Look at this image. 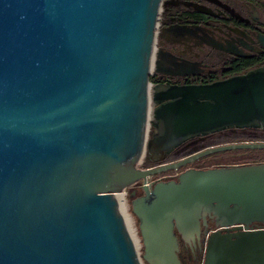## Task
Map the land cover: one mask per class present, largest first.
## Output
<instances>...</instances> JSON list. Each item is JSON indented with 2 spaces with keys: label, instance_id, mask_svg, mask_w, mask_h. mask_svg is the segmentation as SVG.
Returning a JSON list of instances; mask_svg holds the SVG:
<instances>
[{
  "label": "water",
  "instance_id": "obj_1",
  "mask_svg": "<svg viewBox=\"0 0 264 264\" xmlns=\"http://www.w3.org/2000/svg\"><path fill=\"white\" fill-rule=\"evenodd\" d=\"M163 2L0 0V264H182L180 237L197 247L203 234V264H264V230L249 228L264 224V162L147 185L263 141L139 167L147 150L264 127V66L208 85L152 84ZM128 189L142 256L117 200ZM209 219L216 229L203 233Z\"/></svg>",
  "mask_w": 264,
  "mask_h": 264
},
{
  "label": "flooded vegetation",
  "instance_id": "obj_2",
  "mask_svg": "<svg viewBox=\"0 0 264 264\" xmlns=\"http://www.w3.org/2000/svg\"><path fill=\"white\" fill-rule=\"evenodd\" d=\"M153 85L199 86L247 74L264 66V0H164L159 19ZM155 128L153 127V134ZM237 135L252 136L241 141H263L264 127H231L205 136L188 140L170 153L151 154L150 167L173 162L194 154L207 146L232 142H217L218 137ZM151 136V137H152ZM212 161L209 165H230L212 156L202 158L178 170L168 171L152 178L178 179L189 168H208L199 162ZM222 162V163H219ZM148 168V167H147ZM138 183L135 188L143 193ZM252 230H264V224L254 222ZM212 232L216 229L209 219ZM180 237V236H179ZM194 247L180 237V258L186 264L199 261L197 255L205 252L204 240Z\"/></svg>",
  "mask_w": 264,
  "mask_h": 264
},
{
  "label": "rangeland",
  "instance_id": "obj_3",
  "mask_svg": "<svg viewBox=\"0 0 264 264\" xmlns=\"http://www.w3.org/2000/svg\"><path fill=\"white\" fill-rule=\"evenodd\" d=\"M152 136L151 134V127H150V130H149V138ZM252 137V136H251ZM250 136H247V135H237V136H230V137H218L216 141H214L215 143L217 142H234V141H237V140H247L248 138H251ZM241 142H244V141H241ZM152 165H149L148 164V153L147 151L144 153V155L142 156L141 160H140V163H139V167L140 168H147V167H150ZM167 181V180H166ZM129 190L127 192V195H126V201H127V206H128V211H129V214L132 216L133 220H134V226L136 228V235L138 237V240H139V248H138V252L140 253V255L142 256L143 254V244H142V239H141V236H140V232H139V228H138V220L136 219V217L133 215L132 213V209H131V200L129 199ZM125 196V195H124ZM204 255H205V252H203L201 255H197V258H199V261H192L191 264H203L204 262ZM185 258H186V261L187 263L186 264H189L188 263V256L186 255L185 253Z\"/></svg>",
  "mask_w": 264,
  "mask_h": 264
},
{
  "label": "trees",
  "instance_id": "obj_4",
  "mask_svg": "<svg viewBox=\"0 0 264 264\" xmlns=\"http://www.w3.org/2000/svg\"><path fill=\"white\" fill-rule=\"evenodd\" d=\"M213 157L220 161H228L230 164H242V163H260L264 162V150H235L222 152L213 155ZM212 161L199 162L203 166L210 167ZM222 163V162H219ZM142 194V193H139ZM147 264V263H145Z\"/></svg>",
  "mask_w": 264,
  "mask_h": 264
},
{
  "label": "bare ground",
  "instance_id": "obj_5",
  "mask_svg": "<svg viewBox=\"0 0 264 264\" xmlns=\"http://www.w3.org/2000/svg\"><path fill=\"white\" fill-rule=\"evenodd\" d=\"M125 194H118L117 195V200L119 202V205L121 207V210H122V213L125 217V221H126V224L128 226V229L130 231V234L132 236V239L134 241V244L138 250L139 248V240H138V237L136 235V228L134 226V220L132 218V216L129 214V211H128V206H127V201H126V196H124Z\"/></svg>",
  "mask_w": 264,
  "mask_h": 264
},
{
  "label": "built area",
  "instance_id": "obj_6",
  "mask_svg": "<svg viewBox=\"0 0 264 264\" xmlns=\"http://www.w3.org/2000/svg\"><path fill=\"white\" fill-rule=\"evenodd\" d=\"M160 181H166V179H163V178H156V179H154V178H152V177H150L149 179H148V181H147V185H154L155 183H158V182H160ZM142 183H141V185H140V187L142 188ZM129 190V192H130V189H128ZM128 190H125L122 194H125V196L127 195V192H128ZM118 195V194H117Z\"/></svg>",
  "mask_w": 264,
  "mask_h": 264
}]
</instances>
